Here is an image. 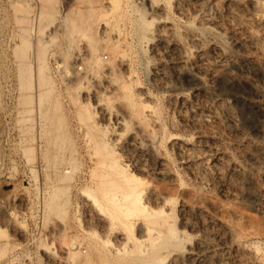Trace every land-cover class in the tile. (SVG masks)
Here are the masks:
<instances>
[{
	"label": "rangeland",
	"instance_id": "374dc122",
	"mask_svg": "<svg viewBox=\"0 0 264 264\" xmlns=\"http://www.w3.org/2000/svg\"><path fill=\"white\" fill-rule=\"evenodd\" d=\"M256 1L4 7L22 28L16 72L28 111L0 115V264H142L138 211L125 219L114 211L112 223L101 182L131 173L145 194L171 198L180 244L161 249L160 264L179 255L183 264H264V6ZM5 26L3 95L16 75ZM93 143L109 144L120 176L97 162Z\"/></svg>",
	"mask_w": 264,
	"mask_h": 264
},
{
	"label": "bare ground",
	"instance_id": "6f19581e",
	"mask_svg": "<svg viewBox=\"0 0 264 264\" xmlns=\"http://www.w3.org/2000/svg\"><path fill=\"white\" fill-rule=\"evenodd\" d=\"M257 1H256L257 4L261 3L264 6V0H257ZM22 71H24V70L22 69ZM22 73L24 74V72H22ZM23 74H22V76H23ZM22 76L20 75V77H22ZM126 121L127 120H126V118H124V116L119 117L118 123L116 126L120 127L121 125H124L126 123ZM105 126H107V125H105ZM118 133H120V132H118ZM106 143L105 144L102 143V145H100V146L98 145L99 148L96 147L97 145L95 146V143H93L94 144L93 146H95V147L89 148V149H90V151L92 149V153L94 154V156H98V158H97L98 163H103V166L107 165L110 168L109 170H111L110 172L112 175L120 176L121 173H123L125 171L124 170L125 168L121 163H120L121 165L119 163H117L116 162L117 160L115 158H114V160H113V158L112 159L110 158L111 161H106V160H110L107 157L113 153V151H111V149L108 148L109 144H106ZM100 147H102V149H100ZM144 147H145V150L144 149L143 150L146 151V153H152V149L149 145H146ZM159 158H160L159 159L160 162L163 163V161H164L163 157L161 156ZM101 171H104V170H101ZM108 171H107V173H108ZM131 174H129L127 176L124 175L119 180L101 181L105 184V192H106V198L105 199H108V202H110L112 204L110 208H112V206H113L112 212L109 213L107 216L109 219L111 217V222L114 223L113 219L115 217H117L115 215V213H118V214L124 216V219H125V218H129L132 215V212L138 211V262L139 263L141 262L142 264L143 263L144 264H160L161 257H163L162 253H161V249H163V248L167 249L169 247L170 248L171 247H177L178 248V246L180 244L179 243V237H180L179 232H180V230L173 223L170 222V220L168 219V217H169L168 212L169 211L167 212V209H166V207H167L166 205L169 203L171 198L169 196H167L166 194L164 195L163 192L154 193L155 189H153L154 192L151 191V192H148L147 194H145L143 187H142V184H143L142 178L140 176H136L134 174L131 175ZM160 174H163V173L159 172V175ZM130 176H133V177H130ZM134 176L137 178L135 179ZM103 178H105V177L103 176ZM137 179H138V181H136ZM157 186L159 187V184ZM157 186H155V187H157ZM99 187H101V186H99ZM103 192H104V190H103ZM84 193L86 194V192H84ZM153 195H155L157 200H159L161 202V205L160 204L159 205H153L154 203H152V199L155 197ZM114 211H115V213H114ZM109 215H110V217H109ZM114 220H116V219H114ZM118 225H120V224H118ZM115 226L117 228V225H115ZM163 228L165 230H163ZM129 239H125V240H129ZM125 240L123 241V243L126 242ZM145 240L147 242H145ZM62 245H65V243ZM121 248H122V246H121ZM128 248L129 247H127V249ZM116 249L119 251V253L121 252V250H119L118 248H116ZM131 251L135 252L136 250L130 249V252ZM115 254H116V252H115ZM182 257H183V255L182 256L179 255V256L175 257V259L173 258L174 260L171 264H183ZM93 263H95V262H93ZM104 264H105V262H104Z\"/></svg>",
	"mask_w": 264,
	"mask_h": 264
},
{
	"label": "built area",
	"instance_id": "2783aa9c",
	"mask_svg": "<svg viewBox=\"0 0 264 264\" xmlns=\"http://www.w3.org/2000/svg\"><path fill=\"white\" fill-rule=\"evenodd\" d=\"M8 4H13V0H0V35L4 34V26L7 27L6 33H8V46L11 47L12 55L10 56V65L16 69L19 65L18 57L16 54V47L20 45V40L17 38V33L21 32L22 28L19 23L12 24L9 20V16L4 11V7ZM38 32V31H37ZM35 52V51H34ZM36 55V53H35ZM37 59V57H36ZM35 59V61H36ZM60 63H57L55 67L59 66ZM19 72H16V75H13L10 78V90L6 94L0 93V115H9V116H22L27 114L28 108L26 101L24 100L23 91L19 87L18 75Z\"/></svg>",
	"mask_w": 264,
	"mask_h": 264
}]
</instances>
